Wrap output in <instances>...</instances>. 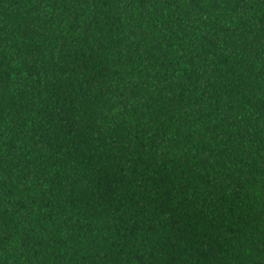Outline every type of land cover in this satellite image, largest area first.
<instances>
[{
    "label": "trees",
    "instance_id": "1",
    "mask_svg": "<svg viewBox=\"0 0 264 264\" xmlns=\"http://www.w3.org/2000/svg\"><path fill=\"white\" fill-rule=\"evenodd\" d=\"M0 264H264V0H0Z\"/></svg>",
    "mask_w": 264,
    "mask_h": 264
}]
</instances>
